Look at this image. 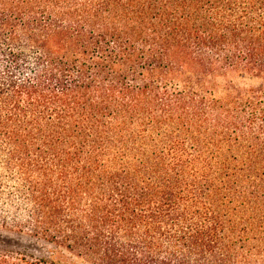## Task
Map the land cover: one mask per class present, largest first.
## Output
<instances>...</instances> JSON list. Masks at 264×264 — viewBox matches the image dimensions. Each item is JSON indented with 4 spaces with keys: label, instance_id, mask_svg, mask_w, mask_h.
<instances>
[{
    "label": "trees",
    "instance_id": "16d2710c",
    "mask_svg": "<svg viewBox=\"0 0 264 264\" xmlns=\"http://www.w3.org/2000/svg\"><path fill=\"white\" fill-rule=\"evenodd\" d=\"M0 231L55 250L0 264H264V0H0Z\"/></svg>",
    "mask_w": 264,
    "mask_h": 264
},
{
    "label": "rangeland",
    "instance_id": "374dc122",
    "mask_svg": "<svg viewBox=\"0 0 264 264\" xmlns=\"http://www.w3.org/2000/svg\"><path fill=\"white\" fill-rule=\"evenodd\" d=\"M213 86L206 85V87H210L209 89H213L216 97L223 96V86L231 81L236 87L241 89H248L250 87H255L257 82L254 80L247 81L239 79L236 73H227L226 75H217L212 80ZM212 87V88H211ZM2 240H6L7 242H16L10 243L9 245H2ZM8 244V243H6ZM0 246H6L9 249L18 251L20 253H24L26 255L33 254L34 256H43L49 252H55L52 247L34 240H29L28 238L18 237L12 233H5L4 231H0Z\"/></svg>",
    "mask_w": 264,
    "mask_h": 264
}]
</instances>
